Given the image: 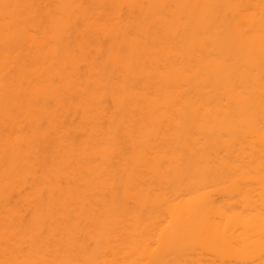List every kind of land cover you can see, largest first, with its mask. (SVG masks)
I'll list each match as a JSON object with an SVG mask.
<instances>
[{
    "label": "bare ground",
    "instance_id": "6f19581e",
    "mask_svg": "<svg viewBox=\"0 0 264 264\" xmlns=\"http://www.w3.org/2000/svg\"><path fill=\"white\" fill-rule=\"evenodd\" d=\"M0 264H264V0H0Z\"/></svg>",
    "mask_w": 264,
    "mask_h": 264
}]
</instances>
